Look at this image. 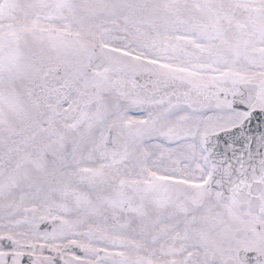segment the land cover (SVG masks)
Returning a JSON list of instances; mask_svg holds the SVG:
<instances>
[{
    "label": "snow or ice",
    "instance_id": "obj_1",
    "mask_svg": "<svg viewBox=\"0 0 264 264\" xmlns=\"http://www.w3.org/2000/svg\"><path fill=\"white\" fill-rule=\"evenodd\" d=\"M0 264H264V0H0Z\"/></svg>",
    "mask_w": 264,
    "mask_h": 264
}]
</instances>
